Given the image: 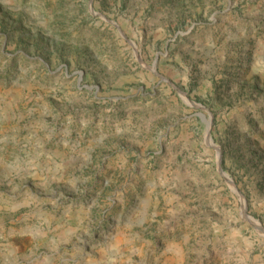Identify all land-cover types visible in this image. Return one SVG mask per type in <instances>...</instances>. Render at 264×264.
I'll list each match as a JSON object with an SVG mask.
<instances>
[{
  "label": "rangeland",
  "instance_id": "obj_1",
  "mask_svg": "<svg viewBox=\"0 0 264 264\" xmlns=\"http://www.w3.org/2000/svg\"><path fill=\"white\" fill-rule=\"evenodd\" d=\"M208 122L264 230V0H0V264H264Z\"/></svg>",
  "mask_w": 264,
  "mask_h": 264
},
{
  "label": "water",
  "instance_id": "obj_2",
  "mask_svg": "<svg viewBox=\"0 0 264 264\" xmlns=\"http://www.w3.org/2000/svg\"><path fill=\"white\" fill-rule=\"evenodd\" d=\"M91 11L95 15H99L92 7H91ZM102 18L107 20L104 16H102ZM131 44L136 48V45H135L134 42L131 41ZM152 70L155 71V68H152ZM180 96L182 97V99L184 100V102L187 105H189L191 107H196V108H199V109H202V110L206 111V109H205V107L203 105L189 100L185 93L180 92ZM201 117L203 119H205V115L204 114H201ZM207 124H208L207 138H208V141H209V145L211 147H213L214 149H216L217 152H218V165H219V171H220L221 175L226 179V181L228 182V184H229L231 190L233 191V193L239 198V200H240V202L242 204V211H243L244 218L246 220H248L250 223H252L254 225V227L256 228L257 232L264 237V230L262 229L261 223L248 214L247 204L245 202L244 196L237 189V187H236L234 181L232 180V178H230V176L226 172L223 171V169L221 167V151L218 148V146L214 143V141H213V139H212V137L210 135L211 122H208Z\"/></svg>",
  "mask_w": 264,
  "mask_h": 264
},
{
  "label": "crops",
  "instance_id": "obj_3",
  "mask_svg": "<svg viewBox=\"0 0 264 264\" xmlns=\"http://www.w3.org/2000/svg\"><path fill=\"white\" fill-rule=\"evenodd\" d=\"M5 260V259H4Z\"/></svg>",
  "mask_w": 264,
  "mask_h": 264
}]
</instances>
